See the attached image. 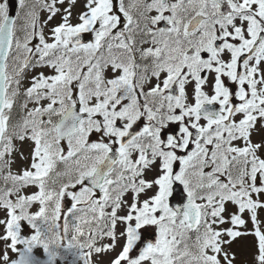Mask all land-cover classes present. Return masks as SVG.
I'll return each mask as SVG.
<instances>
[{
  "label": "snow or ice",
  "instance_id": "snow-or-ice-1",
  "mask_svg": "<svg viewBox=\"0 0 264 264\" xmlns=\"http://www.w3.org/2000/svg\"><path fill=\"white\" fill-rule=\"evenodd\" d=\"M76 4L0 0V264H264V0Z\"/></svg>",
  "mask_w": 264,
  "mask_h": 264
},
{
  "label": "rangeland",
  "instance_id": "rangeland-1",
  "mask_svg": "<svg viewBox=\"0 0 264 264\" xmlns=\"http://www.w3.org/2000/svg\"><path fill=\"white\" fill-rule=\"evenodd\" d=\"M67 4V0H66ZM84 5V0H77V4L75 5L74 8V16L77 15L82 9ZM45 18V15L42 14L41 19L43 20ZM60 22V17L57 16L54 18L53 21L49 23V27H51L54 24H57ZM73 22H76L75 20ZM47 28L45 31L47 32ZM31 74H29L30 76ZM31 107V105H29ZM17 147L20 150V153H23L25 157L29 155L30 152V142H25L23 144L17 143ZM28 161L25 159H21V156L19 153L15 154V163L13 165V171H20L22 168L27 167ZM34 190L33 188L28 187L25 191L30 192ZM228 210L229 212L233 211V206L228 205ZM6 215L3 211H0V218H3ZM261 218L264 219V212L261 213ZM25 225H27L25 223ZM25 225L23 226V234L30 235L28 230H26ZM248 227H251V224L249 223ZM3 229L0 227V232H2ZM154 239V236L151 237ZM144 239H146L144 237ZM3 248L2 242H0V249ZM232 251L236 253L237 256V264H252V259H253V253L255 251L254 249V237L252 236H245L238 238L236 241L233 242L232 244ZM42 249L38 250L39 254H42ZM110 260V255L104 254L101 256H93V261L94 264H109ZM57 261H61L62 264H73L72 261H70L67 258H64V256H60ZM57 263V262H56ZM76 264H81V261L76 262Z\"/></svg>",
  "mask_w": 264,
  "mask_h": 264
},
{
  "label": "water",
  "instance_id": "water-1",
  "mask_svg": "<svg viewBox=\"0 0 264 264\" xmlns=\"http://www.w3.org/2000/svg\"><path fill=\"white\" fill-rule=\"evenodd\" d=\"M10 3V14H14L16 11V8L14 7L15 0H9Z\"/></svg>",
  "mask_w": 264,
  "mask_h": 264
}]
</instances>
